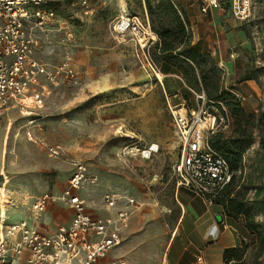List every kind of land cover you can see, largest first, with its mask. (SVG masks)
Instances as JSON below:
<instances>
[{"label": "rangeland", "instance_id": "rangeland-1", "mask_svg": "<svg viewBox=\"0 0 264 264\" xmlns=\"http://www.w3.org/2000/svg\"><path fill=\"white\" fill-rule=\"evenodd\" d=\"M150 1L154 6L158 3ZM176 3L190 20H196L195 31L202 37L200 49L214 51L224 86L230 88L253 65L261 69L258 80L234 85V93L247 111L264 109V0H253V13L246 21L219 6L202 15L197 0ZM54 7L55 19L45 31L36 29L41 44L36 57L49 66L69 58L77 74L46 81L48 115L38 121L40 127L27 125V119L16 111L0 119V216H6L7 223L25 219L48 232L68 224L70 209L57 197L68 185L75 158L88 167L89 178L81 189L87 210L97 216L107 214L104 196L108 192L122 198L120 204L132 201L131 226L115 253L125 255L126 264H170L179 241L175 235L180 204L173 167L179 158L180 139L161 79L142 66L129 36L117 38L112 32V23L124 13L148 15L152 21L147 0H63ZM190 30L193 40L191 26ZM158 41L157 35L150 51L162 69L166 64L156 48ZM158 76L163 77L161 71ZM199 94L184 87L170 103L185 102V107L197 108L203 105ZM205 105L217 115L221 129H226L227 118L216 106L207 101ZM31 136L59 144L61 156H52ZM151 142L160 146L151 159L131 153V148H145ZM237 180L247 187L249 201L255 187L264 183V150L258 136L244 155ZM45 193L55 200L37 213L33 202ZM228 218L238 238L237 254H243L242 264H264L260 242L243 218ZM256 220L262 217L258 214Z\"/></svg>", "mask_w": 264, "mask_h": 264}, {"label": "built area", "instance_id": "built-area-1", "mask_svg": "<svg viewBox=\"0 0 264 264\" xmlns=\"http://www.w3.org/2000/svg\"><path fill=\"white\" fill-rule=\"evenodd\" d=\"M60 1L63 0H0V119L15 108L27 116L28 125H37L36 116H45L46 81L76 76V66L69 58L49 66L36 57L41 47L36 29L46 30L57 16L54 5ZM197 1L204 14L219 6L228 8L236 19L246 21L253 13V0ZM112 32L117 38L129 36L142 66L161 79L160 67L150 54L156 39L148 15L141 18L124 13L112 23ZM66 34L72 36L71 31ZM198 96L203 105L189 108L185 102L172 105L166 95L180 139L179 158L173 172L177 187L190 189L206 202L214 203L235 171L210 141L211 135L221 127L217 115L207 109L205 95ZM31 139L52 156H61L59 144L32 136ZM159 149V144L152 142L145 148H131V153L148 160ZM72 162L74 168L68 185L57 197L72 209L70 222L59 226L54 233H45L25 219L7 223L8 218L0 217V264H126L125 257H112L111 253L121 244L123 232L129 226L132 201L120 204L122 198L108 192L104 201L113 213L97 216L88 212L79 193L89 178L88 167L82 160L74 158ZM52 198L46 193L40 195L33 202V209L37 213L45 211L55 200ZM196 264H205L203 254L196 257Z\"/></svg>", "mask_w": 264, "mask_h": 264}, {"label": "trees", "instance_id": "trees-1", "mask_svg": "<svg viewBox=\"0 0 264 264\" xmlns=\"http://www.w3.org/2000/svg\"><path fill=\"white\" fill-rule=\"evenodd\" d=\"M147 9L152 17V21L149 19L151 27L159 37L156 48L162 62L179 71L187 86L203 93L208 104L216 106L228 120L229 126L212 134L210 141L235 173L214 203L223 205L227 217L243 218L245 226L260 242V254L264 251V183L255 187L249 201L247 187L237 183V172H241L244 155L256 136L259 137L261 150H264V109L258 113L247 111L241 98L234 93V86L231 85L230 89L223 85L217 72L218 58L200 49V41L192 44L188 15L178 8L176 0H158L155 6L147 0ZM155 23L159 27H155ZM260 70L253 65L235 82L258 80ZM258 214L262 221L256 220ZM238 251V248L226 251V264L232 261L244 263L243 254L238 255Z\"/></svg>", "mask_w": 264, "mask_h": 264}, {"label": "crops", "instance_id": "crops-1", "mask_svg": "<svg viewBox=\"0 0 264 264\" xmlns=\"http://www.w3.org/2000/svg\"><path fill=\"white\" fill-rule=\"evenodd\" d=\"M210 14L213 15L214 11L211 10ZM202 15L206 14L203 13ZM198 21L199 20H197V22ZM195 22L196 20H190L189 18V23L193 30L192 44H196L199 41L201 42L202 39L200 34H197L195 31ZM205 50H207L213 55L214 51L210 48ZM162 69L160 68V71L162 72L163 76L161 78V84L163 86L165 98L166 95H168L170 101L171 97L176 95V91H179L180 89L188 86L182 78L181 74L179 72L177 73V70L172 66L165 65L162 66ZM172 75L177 77L179 80L175 78H173V80L170 79V76ZM242 83L235 82L232 85L236 86ZM12 111H16L27 119V116L20 113V111L15 108L9 110L4 117L9 115ZM43 112L45 116H36L38 124V121L40 119H44L48 115L45 111V107L43 109ZM38 124L33 126L40 127V125ZM176 190L178 202L180 204V213L178 216V233L175 236L176 238H179V241L178 247L176 248L177 250L173 253V256L170 258V264H196V257L199 254H203L205 256V264H226V251L231 248H238V238L234 234V228L232 224L228 223L229 220L231 222V219H229L226 215L223 214V205L217 203H208L201 196L197 195L196 193L185 187L176 186ZM79 193L81 194V190ZM69 209L72 217V209L70 207ZM107 210L108 213L103 216L110 215L113 213V210ZM88 212L90 211L88 210ZM4 217L7 218L6 216ZM28 222L45 233H54L48 232L44 230L41 226L35 225L30 221ZM130 226L131 220L129 226L123 232V238L125 237ZM116 249L117 247L112 251V257H125V255L116 254Z\"/></svg>", "mask_w": 264, "mask_h": 264}, {"label": "bare ground", "instance_id": "bare-ground-1", "mask_svg": "<svg viewBox=\"0 0 264 264\" xmlns=\"http://www.w3.org/2000/svg\"><path fill=\"white\" fill-rule=\"evenodd\" d=\"M152 35L154 36L155 39H157V34L156 33H154ZM141 41L144 43V41H145L144 38H141ZM27 101H29V99ZM0 217H2V219H5V217H3L2 214H1Z\"/></svg>", "mask_w": 264, "mask_h": 264}]
</instances>
